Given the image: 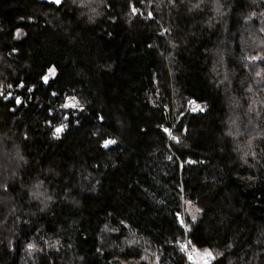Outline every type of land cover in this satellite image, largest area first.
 I'll return each instance as SVG.
<instances>
[{"label":"trees","instance_id":"1","mask_svg":"<svg viewBox=\"0 0 264 264\" xmlns=\"http://www.w3.org/2000/svg\"><path fill=\"white\" fill-rule=\"evenodd\" d=\"M17 82L84 112L0 96V264H183L181 195L194 264H264V0H0Z\"/></svg>","mask_w":264,"mask_h":264},{"label":"built area","instance_id":"2","mask_svg":"<svg viewBox=\"0 0 264 264\" xmlns=\"http://www.w3.org/2000/svg\"><path fill=\"white\" fill-rule=\"evenodd\" d=\"M0 96L4 100L13 101L17 107H21L22 109L34 108L38 110L47 107L51 118H48L43 125L51 129L52 137L55 139L67 130L70 118L74 119L77 115L84 112L82 107L74 105L69 99L63 102H56L54 92L50 91L45 95L40 94L33 87L26 86L23 82L0 85ZM57 128L62 129L58 134L56 132ZM159 129L166 135L168 140H173L172 126L162 125L159 126ZM179 191L182 193V189H179ZM181 220L184 236L179 243V248L183 254V264H194L195 254L189 244L188 238L190 233L188 225L191 223V220L187 217H181Z\"/></svg>","mask_w":264,"mask_h":264},{"label":"rangeland","instance_id":"3","mask_svg":"<svg viewBox=\"0 0 264 264\" xmlns=\"http://www.w3.org/2000/svg\"><path fill=\"white\" fill-rule=\"evenodd\" d=\"M20 32L18 33L17 37H20ZM48 74L46 75L45 78L49 79V77L53 76V74L55 73L53 70H51L50 72H47ZM261 86L264 88V83L261 84ZM264 96V95H263ZM74 105L78 106L74 100L68 98ZM187 106L189 108V110L193 113H196L198 110H199V105L196 104L194 105V108L193 106L189 105L187 103ZM80 107V106H78ZM195 109V110H194ZM237 138L238 139H241L242 138V134H239L237 135ZM104 147L105 144H103ZM181 197V203L182 204V209H181V212H180V218L181 217H187L191 220V223L188 225V228H189V231H190V226L191 225H194L198 218L200 217V211L199 209L195 206L194 203H192L191 201L189 200H185V197H184V201L182 200V195L180 196ZM46 246H50V244H46ZM208 253H210L211 255H208ZM215 259V254L214 252H211V251H203V252H198V257H197V262L196 264H210L211 261ZM113 264H140L139 262L137 261H134V260H129V261H113L112 262ZM151 264H159V259L158 258H155L154 261L151 263Z\"/></svg>","mask_w":264,"mask_h":264},{"label":"water","instance_id":"4","mask_svg":"<svg viewBox=\"0 0 264 264\" xmlns=\"http://www.w3.org/2000/svg\"><path fill=\"white\" fill-rule=\"evenodd\" d=\"M39 3H45L47 5H52V6H55V7H59L62 3H63V0H60V3L57 4L54 2V0H35Z\"/></svg>","mask_w":264,"mask_h":264},{"label":"snow or ice","instance_id":"5","mask_svg":"<svg viewBox=\"0 0 264 264\" xmlns=\"http://www.w3.org/2000/svg\"><path fill=\"white\" fill-rule=\"evenodd\" d=\"M54 2L57 3V4H59V3H60V0H54ZM46 79H47V78H46ZM194 110H195V109H194ZM200 110L202 111L203 109H200ZM61 131H62L61 128H57V129H56L57 134L60 133ZM107 143H112V141H108V142H106V145H105V146H107ZM208 255H211V254L208 253Z\"/></svg>","mask_w":264,"mask_h":264}]
</instances>
